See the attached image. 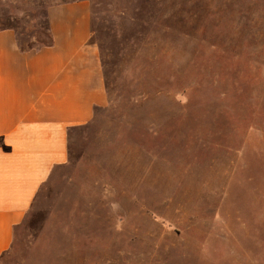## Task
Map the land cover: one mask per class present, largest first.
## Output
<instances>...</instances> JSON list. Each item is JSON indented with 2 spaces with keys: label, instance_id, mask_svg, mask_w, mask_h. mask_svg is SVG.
<instances>
[{
  "label": "rangeland",
  "instance_id": "obj_1",
  "mask_svg": "<svg viewBox=\"0 0 264 264\" xmlns=\"http://www.w3.org/2000/svg\"><path fill=\"white\" fill-rule=\"evenodd\" d=\"M64 1L0 0V29L48 44ZM87 1L108 104L0 264H264V0Z\"/></svg>",
  "mask_w": 264,
  "mask_h": 264
},
{
  "label": "crops",
  "instance_id": "obj_2",
  "mask_svg": "<svg viewBox=\"0 0 264 264\" xmlns=\"http://www.w3.org/2000/svg\"><path fill=\"white\" fill-rule=\"evenodd\" d=\"M50 44L24 46L0 29V257L41 186L69 160L68 134L108 96L87 0L47 6Z\"/></svg>",
  "mask_w": 264,
  "mask_h": 264
},
{
  "label": "trees",
  "instance_id": "obj_3",
  "mask_svg": "<svg viewBox=\"0 0 264 264\" xmlns=\"http://www.w3.org/2000/svg\"><path fill=\"white\" fill-rule=\"evenodd\" d=\"M50 42H51V37H49V44H50ZM45 45H47V44H45ZM29 47H30V46H29ZM18 227H19V226H18ZM18 227H17V228H18Z\"/></svg>",
  "mask_w": 264,
  "mask_h": 264
}]
</instances>
